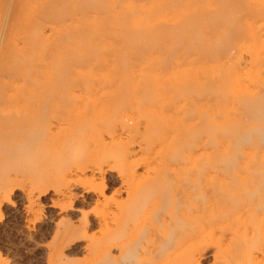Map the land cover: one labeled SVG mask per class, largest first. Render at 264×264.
Masks as SVG:
<instances>
[{
	"label": "rangeland",
	"instance_id": "1",
	"mask_svg": "<svg viewBox=\"0 0 264 264\" xmlns=\"http://www.w3.org/2000/svg\"><path fill=\"white\" fill-rule=\"evenodd\" d=\"M95 1L97 4L90 0H0V106L6 109V116L20 114L13 106L26 110L35 100L56 99L48 103L57 106L52 113L39 117L35 128H29L32 134L23 129L18 139L17 131L12 136L7 126L4 133L9 135L0 139L4 143L0 144V264L145 263L151 255L140 253L142 262L137 255L130 256V247L149 244L155 237L149 228L152 223L159 224L156 211L167 217V212L181 208V203L176 204L179 198L173 194L174 204L172 200L166 204L169 198L159 199L165 194L158 192H148L159 200L157 203L147 200V192L144 198L140 193L142 197L135 199V190L133 197L125 181L132 180L127 171L130 166L144 178L155 168L175 161L177 154L191 158L194 154L196 159L188 164L189 157L185 163L197 173L209 172L221 178L215 171L258 168L259 174L264 172V0ZM82 16L86 18L69 23L71 18ZM69 107L75 112L71 113L73 118L82 115L76 112L80 108L89 112L84 119L78 115L76 123L87 124V133H82L88 135L85 139L82 135L83 142L88 137L91 142L84 143L82 150L78 148L82 141L74 143L78 154L73 151L66 155L73 148H67L69 144L63 140L69 142L68 137L74 138L83 126L79 129L75 121L72 124V116L69 121ZM91 107L95 108L93 113ZM108 125L114 128L111 135L117 134L112 140ZM44 133L48 139H56L48 140ZM98 133L105 141L99 143L107 146L103 151L107 160L99 154L97 142L103 139ZM30 136L33 139L29 141ZM13 137L17 139L14 144ZM73 154H80V159ZM87 158L95 171L99 165L107 170L101 175L89 170L70 171L72 165ZM181 163L180 168L184 167ZM107 164L115 166L109 171ZM215 182L218 185H213L212 194L201 187L196 196L193 192L185 199L189 201H182L186 213L196 205L199 232L186 256L192 257V264H241L242 250L250 242L234 240L235 251L231 245L220 244L219 238L229 235L223 226L229 224L230 213L243 207L256 208L248 213L251 219L250 215L243 217L246 226L264 222V196L262 199L258 194L262 203L256 194L253 202L242 194L223 198L230 189L222 183L226 188L220 190L222 184ZM103 191L105 199L99 194ZM218 197H222L223 206H213L212 200ZM135 202L147 206L141 205L140 211ZM250 202L252 205H247ZM156 206L155 211L152 207ZM126 209L129 212L125 213ZM103 219L110 231L99 229ZM251 230L249 227L247 235ZM106 238L130 244L125 246L128 253L125 248L120 253L121 248H113L111 243L107 248L110 252L100 255L101 243L97 242Z\"/></svg>",
	"mask_w": 264,
	"mask_h": 264
},
{
	"label": "bare ground",
	"instance_id": "2",
	"mask_svg": "<svg viewBox=\"0 0 264 264\" xmlns=\"http://www.w3.org/2000/svg\"><path fill=\"white\" fill-rule=\"evenodd\" d=\"M93 4H97V2L95 1V0H90ZM99 10V9H98ZM100 11V10H99ZM95 13H99L98 11H96ZM86 17L85 16H82V17H80V19L78 18V20H76V18L74 19V20H76V21H74L73 20V18H71L70 20L71 21H73V22H69L70 24H73V23H75V22H78V21H81V20H83V19H85ZM75 40V39H74ZM52 100V99H51ZM50 99H45V100H42L41 99V103H37V101L35 100V101H33V102H30L29 103V106H27V107H25V108H27L26 110H22V109H20L18 106H13L15 109H17L16 111H17V113L18 112H20V114H15V115H9V116H6V113H5V110L6 109H4V106H0V132L2 133L1 134V138L0 139H4V138H6V134H8V133H4V130H6L5 128H7V126H8V128H9V125L10 124H14V126H13V128H12V125L10 126V128L8 129L7 128V131L8 130H10V135H12V133H16V131H17V134H15V135H17V138H18V132H20L21 131V133H24V131H23V129L25 130V129H32V128H35V126L34 125H36V123H37V121H39V117H40V119H41V116H42V118H43V115H46V114H48V113H52V109H53V111L55 110L54 108H56L57 109V106L56 105H54V102H53V105L52 104H49L48 103V101L50 102L51 101ZM54 100H56V99H53L52 101H54ZM43 101H46V102H44L43 103ZM56 103V102H55ZM58 105V104H57ZM59 106V105H58ZM63 106V105H62ZM64 107V106H63ZM73 107L74 106H72L71 107V109L73 110ZM76 107V106H75ZM80 107H84L83 109L85 110V106H80ZM80 107H78V108H80ZM58 108H61V106L60 107H58ZM78 108H77V110H78ZM87 108V107H86ZM89 108V107H88ZM92 108V109H91ZM89 110L93 113V110L95 109L94 107H91ZM65 109H67V108H65ZM64 109V110H65ZM69 109H70V107H69ZM71 109H70V112H68V114H69V121H70V117H71V119L73 118V116H75L74 114H75V112H71ZM83 109H79V111H76L77 113L78 112H81V114L82 115H80V113H76L77 114V117H78V115H80L81 117L80 118H82V119H84V114H86L87 115V113H89V112H87V113H84L82 110ZM49 110H51V112H49ZM59 110V109H58ZM75 110V109H74ZM88 110V109H87ZM64 112V111H63ZM83 112V113H82ZM97 111L95 110V113H96ZM71 113H74V114H71ZM91 113V114H92ZM66 116H68L66 113H64ZM71 114V115H70ZM21 115V116H20ZM54 114H52V116H53ZM60 116H61V118H63L64 116L63 115H61V114H59ZM84 115V116H83ZM51 116V117H52ZM58 116V115H57ZM60 116H58V117H60ZM88 116V115H87ZM91 116V115H90ZM23 117V118H22ZM55 117H56V114H55ZM55 117H53V118H55ZM77 117H75V118H73V120H71L72 121V124L74 123L73 121H75V123L76 122H78V118ZM60 118V119H61ZM20 119H22L21 121H20ZM46 119V118H45ZM57 119V118H56ZM67 119V118H66ZM65 119V117H64V120H65V122L68 124L69 123V121H67ZM76 119H77V121H76ZM80 120V121H83V120ZM91 119V118H90ZM89 119V120H90ZM103 119V118H102ZM58 120V119H57ZM88 120V119H87ZM87 120H85V121H87ZM62 121H63V119H62ZM61 121V122H62ZM60 122V121H59ZM64 122V121H63ZM62 122V123H63ZM64 122V123H65ZM89 122V121H88ZM63 123V124H64ZM101 123V122H100ZM16 124V125H15ZM51 126H52V124L54 125V123H49ZM57 124H58V122H57ZM60 124V123H59ZM69 124H71V122L69 123ZM80 124V125H79ZM79 124L78 123H76L75 124V126L77 127V128H79L81 125H83L82 127H80V128H82V130L80 129L78 132H76V133H79L77 136L78 137H80V141L79 140H77L78 139V137L75 135V137H77V138H73V136L71 137H68V139L70 138V140H69V142L67 141V138H65L64 140H63V144L65 143H67V144H69V145H65L67 148H73L74 149V147H75V144H77V145H79V144H81V143H79V142H81L82 141V145H79L78 146V148H83V144L84 143H86V144H88L89 142H91L90 141V138L88 137V141H86V140H84V141H86V142H83V137H82V135L84 136V139L85 138H87V137H85V136H87L88 134H83L82 132H84V133H87L86 131H87V128H86V126H87V124L85 125L84 124V122L81 124V122H79ZM102 124H104L103 122H102ZM41 125H42V123H41ZM34 126V127H33ZM37 126V125H36ZM56 126V125H55ZM75 126L73 127V128H75ZM79 126V127H78ZM99 126L101 127H104V125H100L99 124ZM109 126V125H108ZM111 126V125H110ZM109 126V127H110ZM32 127V128H31ZM46 127V126H45ZM44 127V128H45ZM99 127V128H100ZM114 127H115V125H114ZM12 128V129H11ZM44 128H42V130H44ZM77 128H75V129H77ZM30 129H29V134H30ZM46 129H47V127H46ZM86 129V130H85ZM101 129V128H100ZM112 129L114 130V128H113V126H111V131L109 132H107L108 133V136L110 135V139L112 140L113 139V137L115 138V135H117L116 134V132L114 133L113 132V135H111V133H112ZM36 130H37V128H36ZM50 129L48 128V130H47V132L46 133H49L50 131H49ZM74 130V129H73ZM83 130H85V131H83ZM102 130H103V128L101 129V131L100 132H102ZM109 130V129H108ZM116 130V129H115ZM23 131V132H22ZM27 131L25 130V133H27ZM49 131V132H48ZM76 131V130H75ZM104 131V130H103ZM105 131H107V130H105ZM6 132V131H5ZM32 132H33V130H32ZM32 132H31V134H32ZM40 132V131H39ZM38 132V133H39ZM44 132H45V130H44ZM73 133H74V131H72ZM41 133H43V132H41ZM53 131H52V135H53ZM20 134V133H19ZM45 134V133H44ZM100 136H101V138H102V134L101 133H98ZM9 135V134H8ZM33 135H36V134H33ZM55 135V134H54ZM70 135V134H69ZM98 135V136H99ZM3 136H5V137H3ZM13 136V135H12ZM11 136V137H12ZM20 136H21V134H20ZM38 136V135H37ZM37 136H35L36 138H39V137H37ZM45 138H47L48 139V137H47V134H45V135H43ZM49 136H51V133H50V135ZM113 136V137H112ZM9 137L10 136H8V138L7 139H9ZM31 137V136H30ZM29 137V138H30ZM34 137V138H35ZM53 137V136H52ZM51 137V141H54V139H56L55 137L54 138H52ZM112 137V138H111ZM14 139L16 138V137H13ZM13 138H10L11 140L13 139ZM42 138V137H41ZM73 138V139H72ZM2 139V140H3ZM18 139H20V138H18ZM25 139H26V137H25ZM33 138L31 137V139H27V140H32ZM44 138H42L41 140H43ZM48 139V140H49ZM53 139V140H52ZM103 140L101 141L100 139V141L98 140V144H100L99 142H105L104 141V138H102ZM10 140V141H11ZM21 140H22V138H21ZM66 140V141H65ZM74 140V141H73ZM6 141V140H5ZM10 141H8L9 143H11ZM17 142V139H15V140H13V143L12 144H14V142ZM24 141V140H23ZM22 141V142H23ZM33 141H35V140H33ZM47 141V140H46ZM70 141H73V142H70ZM75 141H77V142H75ZM115 141V140H114ZM113 141V142H114ZM28 142V141H27ZM43 142V141H42ZM49 142V141H48ZM1 143H3V141L1 142ZM0 143V144H1ZM21 143V142H20ZM24 143H26V142H24ZM35 143V142H34ZM71 143H73V144H71ZM75 143V144H74ZM79 143V144H78ZM97 143H95V146L97 145ZM103 143H101V144H103ZM107 144H108V142H106ZM109 143H111V141L109 142ZM4 144V143H3ZM6 144V143H5ZM11 144V145H12ZM32 144V143H31ZM71 144V145H70ZM86 144H84V146L86 145ZM100 144V148L102 149V151L100 150V148H98L99 147V145L98 146H96L97 148H98V150H99V152H101V153H99L100 155H101V157H102V155H103V159L105 158V156H106V160H107V155L103 152L104 150H105V148L107 147H105V148H103V145H101ZM17 145V144H16ZM20 145H23L22 143L20 144ZM73 145V147H71ZM77 145H76V149H77V151H78V148H77ZM1 146V145H0ZM8 145H6V147H7ZM25 146V145H24ZM23 146V147H24ZM26 146H28V148L31 150V146L29 147V142H28V145H26ZM25 146V147H26ZM32 146H33V144H32ZM63 146V145H62ZM65 146H63L62 148H64ZM81 146V147H80ZM88 146H90V145H87V147ZM105 146V145H104ZM2 147V146H1ZM5 147V146H4ZM4 147H3V149H4ZM19 147V146H18ZM22 147V146H21ZM22 147V148H23ZM65 147V148H66ZM8 149H10L9 148V146L7 147ZM35 148V147H34ZM64 148V150H65V152L67 153V151H68V149H65ZM94 148V147H93ZM1 149V148H0ZM21 149V148H20ZM25 149H27V147L25 148ZM73 149H71V150H69V152L66 154V155H71V153L73 152V153H77V152H75V149L73 150ZM86 149V148H85ZM85 149H84V152H85ZM96 149V148H95ZM6 150V149H5ZM19 149H17V151H18ZM33 150V149H32ZM64 150H62L63 152H64ZM67 150V151H66ZM82 150V149H81ZM97 150V149H96ZM0 151H2V149L0 150ZM10 151V150H9ZM14 151V150H13ZM16 151V150H15ZM93 151V150H92ZM20 152V151H19ZM62 152V153H63ZM64 152V153H65ZM79 152V151H78ZM97 152V151H96ZM96 152H94V155H95V153ZM80 153V152H79ZM83 153V152H82ZM98 153V152H97ZM0 154H2V152L0 153ZM15 155H16V153H14ZM18 154V153H17ZM78 154V153H77ZM77 154H73L72 156H74V155H76V157L78 156L79 157V155L81 154H79V155H77ZM84 154V153H83ZM82 154V155H83ZM3 155V154H2ZM6 156L8 155V154H5ZM65 155V156H66ZM97 155V154H96ZM191 155V154H190ZM1 156V155H0ZM12 156V155H11ZM17 156V155H16ZM81 156V155H80ZM2 157V156H1ZM0 157V166L1 165H3V164H1L2 163V160H3V158H1ZM15 157V156H14ZM97 157V156H96ZM101 157H98V159H101ZM189 157L191 158V156H189V154H180L179 155V157H178V154H177V156L175 157L176 159H175V161H174V159L173 160H171V163H169V164H167L166 166H161V167H159V168H155L154 169V171H153V173H152V175L151 176H146V177H144V178H142V174L140 173H138L137 174V170L135 169V168H131V166L130 167H128L129 166V164L127 165V171H129V174H132V175H130L131 176V179L133 180H125L126 182L128 181V185H130V187L127 185V188L129 187V189L127 190V191H132V193L134 192V190H135V199H138L139 200V197H138V195H140V198L142 197L141 196V194L143 195V198H144V194L146 193V194H148V192H154V194L155 195H157L155 192H158V195H162L163 196V194H165V196H163V197H159L158 196V198L160 199V198H162L161 200H163V199H166L167 200V197L169 198V200H167V202H166V204L170 201V200H172V204H174L173 203V201L176 199V198H179V199H176V204H180L181 203V208H176L175 209V211H170V212H167L168 214V216L166 217V215H165V217H162V215H160L159 214V212H160V210L159 211H156L155 210V208H158L157 206L156 207H152V208H154V210L156 211L155 212V217L158 215V217H156L155 218V220H157L158 222H159V224H158V226H156L155 225V223L153 224L152 223V225H150V226H152V227H150L149 229H151V230H153L154 231V233L152 232L151 234H152V236L154 237V238H151V241L149 242V244H147V243H145V245H141V244H132L133 246H131L130 244H128V245H130L131 247V249H130V252H129V254H130V256H136L137 255V257H138V255H141L140 253H144V254H149V255H151V258L150 259H148L145 263L143 262V260H141V258L139 259V257L137 258V259H139V260H141L143 263L142 264H192V262H193V259H192V257H190V256H186V252L188 251V249L190 248V246H192L195 242H196V237L197 236H199V232L197 233V231H196V205L194 204L193 206H195V207H192L191 209L189 208V211H188V213H186V210L185 209H183L184 208V206L185 205H183V204H185L187 201H189V199H190V196H191V193H193V192H195V193H193V194H195V196H196V191H198V188H204V189H206L207 191H208V193L209 194H212L213 192H214V190H213V185H214V187L215 186H217V185H215V184H213L215 181L217 182V183H220V184H222V183H224L225 185H227L228 186V189H230V191H227L226 190V193L228 192V194L226 195H224L223 196V198L225 197V196H228L229 197V195H230V197L231 196H233L234 198L235 197H237L238 195V197H240V195L242 194V195H244L245 197H248L249 198V200H251L252 199V197H253V195L254 194H256L257 195V201L258 202H261L262 203V201H261V199H260V201H259V199H258V197L259 196H264V172H262V173H260L259 174V171H257L258 170V168H256L257 170H255V171H250V169H249V171H247V172H245V171H243L242 169H238V170H222V169H220V171H215V172H217V174H219V175H221V178L219 177V176H212V175H210L211 173H209V172H198L197 173V171H196V168L194 169V168H189V167H187V165L189 164V163H191L193 160V158H195L194 157V154H192V158H191V161L190 162H188V164H186L187 163V161L189 160ZM70 158V157H69ZM72 158V157H71ZM5 159V158H4ZM66 159V158H65ZM73 159H75V158H73ZM79 159H80V157H79ZM109 159V158H108ZM110 159H111V157H110ZM196 159V158H195ZM64 160V159H63ZM76 160H77V158H76ZM114 160L115 159H113V162H114ZM71 161V163L73 162V160L71 159L70 160ZM82 161V162H81ZM81 161H78L77 163L78 164H76L75 163V165L73 166V168H72V166H71V169L72 170H70V171H84L83 173H85V171L87 170H89V171H91V174H95V172H97L98 173V175L100 174H103L106 170H104V168H103V165H97L98 167H97V169H96V171L94 170L95 168H94V166H93V168H91V166L88 164V158L86 159V161L84 160L83 161V159L81 160ZM103 161V160H102ZM105 161V160H104ZM172 161L173 162H175V163H177V164H175V163H172ZM195 161V160H194ZM84 162V163H83ZM100 163H101V161H99ZM108 162V161H107ZM110 162V161H109ZM117 162V161H116ZM182 162V163H181ZM186 162V163H185ZM71 163H70V165H71ZM80 163V164H79ZM87 163V164H86ZM104 163V162H103ZM180 163L181 164H184V165H182V166H184V167H182V168H180L181 166H178V165H180ZM86 164V165H85ZM111 164V163H110ZM114 164V163H113ZM176 165V168L177 169H179V171L177 170V169H175L173 166L174 165ZM185 164H186V166H185ZM108 165V164H107ZM170 165V166H169ZM173 165V166H172ZM5 166V165H4ZM115 166V165H114ZM114 166H110V165H108V170L109 171H111L112 169H113V167ZM69 167V166H68ZM173 167V168H172ZM186 167V168H185ZM162 168V169H161ZM189 168V169H188ZM261 168V167H260ZM131 171H133V172H131ZM133 169V170H132ZM135 169V170H134ZM187 169L188 170H190V171H187ZM191 169H193V171H191ZM262 169V168H261ZM195 170V171H194ZM127 171H126V169H125V179L128 177L129 178V174H127ZM264 171V170H263ZM257 172H258V174H259V176H257ZM261 172V171H260ZM72 173V172H71ZM70 173V174H71ZM82 173V172H81ZM73 174V173H72ZM93 174V175H94ZM263 176H262V175ZM138 176V177H137ZM70 177H72L71 175H70ZM219 177V178H218ZM127 178V179H128ZM253 178V179H252ZM217 179H218V181H217ZM253 180V181H252ZM210 181V182H209ZM130 182H132V183H134V184H130ZM215 182V183H216ZM203 183V184H202ZM209 183H212V184H209ZM209 184V185H208ZM224 184H222V185H220L221 187H219L220 188V190H221V188H223V187H225V185ZM132 185H134L133 187H132ZM223 186V187H222ZM3 187V186H2ZM104 187V186H103ZM226 188V187H225ZM3 189V188H2ZM131 189V190H130ZM242 189H244V193H241V190ZM143 192H141V191ZM223 191H224V189H222ZM139 192V193H138ZM199 192V191H198ZM128 193V192H127ZM126 193V194H127ZM131 192L129 193V195L130 194H132ZM134 193H133V197H134ZM138 193V194H137ZM141 193V194H140ZM219 193H221L220 191H219ZM223 193H225V191L223 192ZM222 193V194H223ZM99 194H101L102 195V197L104 198V191L103 192H101V193H99ZM170 194H172V197H171V195ZM173 194H175V196H176V198H175V196L173 197ZM192 194V195H193ZM222 194H221V196H222ZM258 194H259V196H258ZM151 195V194H150ZM149 194H148V196H147V200L149 201L150 199L152 200L153 199V193H152V197L150 196ZM190 195V196H189ZM248 195V196H247ZM256 195H254L255 197H256ZM179 196V197H178ZM262 196H261V198H262ZM136 197H138V198H136ZM157 197V196H156ZM189 197V199L188 200H185L186 198H188ZM237 197V198H238ZM243 197V196H242ZM106 198V197H105ZM104 198V199H105ZM131 198H132V195H131ZM146 198V197H145ZM149 198V199H148ZM171 198V199H170ZM172 198H174V199H172ZM227 198V197H226ZM260 198V197H259ZM103 199V200H104ZM155 199V198H154ZM152 200L151 202H153V201H155V203H157L159 200H157V199H155V200ZM196 198H194V200H195ZM228 199H230V198H228ZM228 199H225V203H227V201L226 200H228ZM243 199H244V197H243ZM245 199H247V198H245ZM263 199V198H262ZM108 200V199H107ZM137 200V201H138ZM142 199H140V201H141ZM165 200V201H166ZM177 200H179V201H177ZM183 200H185V202L183 203L182 201ZM252 200H255V199H252ZM251 200V201H252ZM115 201V200H114ZM143 201V200H142ZM245 201V200H244ZM109 202V201H108ZM112 202V201H111ZM253 202V201H252ZM252 202H250L249 204L247 203V205H250ZM258 202H256V205H257V203ZM143 203V202H142ZM141 203V205L145 208L146 206H147V204H149L148 202H145L144 201V203H147L146 204V206H144L143 204ZM160 203V202H159ZM163 203V202H162ZM183 203V204H182ZM216 203L218 204V205H220L221 203H222V206H223V199H222V197H218L217 198V200H212V204H213V206H216ZM260 203V204H261ZM164 204V203H163ZM165 204V205H166ZM259 204V203H258ZM135 205H138L139 206V204H136V202H135ZM141 205L139 206V207H135V208H139L138 210H140L141 211V209H140V207H141ZM252 205V204H251ZM263 206H262V208L264 207V204H262ZM153 206V205H152ZM164 205H162L161 207H163ZM183 206V207H182ZM203 206H205L204 204H203ZM208 205H206V207H207ZM211 206V205H210ZM150 208H151V206H149ZM174 207V206H173ZM173 207H172V209H173ZM176 207H179L178 205H176ZM200 207H201V205H200ZM218 207V206H217ZM250 207V206H249ZM252 207V206H251ZM257 207V206H256ZM258 207H260L259 205H258ZM132 208H134V206L132 207ZM143 208V209H144ZM148 208V207H147ZM197 208H198V206H197ZM203 208V207H202ZM207 208H209V207H207ZM211 208V207H210ZM212 208H214L215 209V207H212ZM255 208V207H254ZM253 207L252 208H250V209H254ZM129 209V208H128ZM128 209H126L125 210V213L126 212H129L128 211ZM180 209V210H179ZM250 209L248 208H240V209H237V210H235V212L232 214V213H230L231 214V219H230V221H229V219L227 220V222L229 221V224L227 223V225H224L223 227H225L224 229L225 230H229V232H225V231H223L224 232V234L226 233V235L227 234H229L228 236H226L225 238L223 237V235L219 238L220 240H221V242H220V244H222V245H224L225 246V244L224 243H226V244H228V245H226L227 247H229V245H231V248L233 247V246H235L233 243H234V240H239L240 241V239H242L243 238V240H247V243H248V241L250 242V244L248 243V245L246 246V248H244V250H242L243 251V258H242V261L240 262L241 264H263L264 263V228L262 227L263 225V220H261L262 222V226L260 225V224H257V226L255 225L256 223H253L252 225H247L246 226V224H248L247 222H246V219H244L243 217H245V216H248V215H250V214H248L249 213V211H250ZM256 209V208H255ZM133 210H135V209H133ZM138 210H135V212H137ZM185 210V211H184ZM205 210V209H204ZM140 211H138L137 212V214H139V212ZM144 211V210H143ZM143 211H142V213H143ZM146 211V210H145ZM144 211V212H145ZM201 211V210H200ZM199 211V212H200ZM254 211V210H253ZM133 212V211H132ZM158 212V213H157ZM141 213V212H140ZM129 213H127V215H128ZM131 214H133V213H131ZM157 214V215H156ZM164 214H165V212H164ZM229 214V215H230ZM228 215V216H229ZM125 217H127V216H125ZM160 217V218H159ZM230 217V216H229ZM250 219H251V215H250ZM103 220H105V219H103ZM154 220V221H155ZM253 220V219H252ZM153 221V222H154ZM101 223V222H100ZM99 223V227H101V228H99V229H104V231L106 230V231H110V227H109V229L107 230V229H105V226H107L108 224L106 223V220L103 222V226H104V228H103V226H101V224ZM216 223V222H215ZM107 224V225H106ZM156 224H157V222H156ZM217 224V223H216ZM228 226H230V227H228ZM228 227V229H226ZM249 227H250V229L252 228V230H251V234L250 235H247V233L249 232ZM142 228V227H141ZM146 228V227H145ZM244 229V231L243 232H241L240 231V229ZM143 229V228H142ZM147 230H149L148 228H146ZM223 229V230H224ZM64 230H66V229H64ZM63 230V231H64ZM145 230V229H144ZM164 231V232H162V233H164V234H161V232L160 231ZM101 231V230H100ZM144 232V231H143ZM147 232H149V231H147ZM142 234V233H141ZM150 234V235H151ZM64 235V234H63ZM112 235H114L113 233H112ZM148 235V234H147ZM130 236V235H129ZM225 236V235H224ZM110 237V236H109ZM112 237V236H111ZM114 237H115V235H114ZM131 237V236H130ZM116 238V237H115ZM115 238L113 239V241H112V239H111V241L109 240V238L107 239H105V240H100V242H97L98 244L99 243H101V245H100V250H102V252L101 251H99L100 252V255H102L101 253H103V254H108V250H109V252H110V249H107L108 248V245H111V243L112 244H115L114 246H113V248L116 246H119V248H121L120 249V253H121V250L123 249V248H125V246H128L127 244H125V242H123V241H121V240H117L118 241V243H117V241L115 240ZM96 239V238H95ZM120 239H123V238H120ZM153 239V240H152ZM150 240V239H149ZM219 240V241H220ZM225 241V242H224ZM242 241V240H241ZM96 242V241H95ZM223 242V243H222ZM237 242V241H236ZM235 242V243H236ZM243 242V241H242ZM92 244V243H91ZM98 244H96L95 246L97 247V245ZM116 244H118V245H116ZM233 244V245H232ZM238 245H242L241 243L239 244V243H237ZM90 245V244H89ZM93 245V244H92ZM112 246V245H111ZM243 246H244V244H243ZM235 247H237V245L235 246ZM235 247H233L232 248V250L233 251H235L234 250V248ZM111 248V247H110ZM230 248V247H229ZM240 248V247H239ZM92 250V249H91ZM94 251H96V249H93ZM97 250H99V249H97ZM125 251H127L126 250V248L124 249ZM129 250V249H128ZM97 252V251H96ZM98 252V253H99ZM124 252V251H123ZM125 253V252H124ZM127 253H128V251H127ZM96 254V253H95ZM111 254V253H110ZM126 254V253H125ZM105 255H103L102 257H106ZM127 255V254H126ZM108 256V258H109V256L110 255H107ZM129 256V255H128ZM128 256H126L127 258H128ZM97 257V256H96ZM101 257V256H100ZM125 257V258H126ZM98 258V257H97ZM121 258H122V255H121ZM124 258V259H125ZM126 258V259H127ZM132 257H129L128 259H131ZM135 257H133L132 259H134ZM103 259H106V260H108L107 258H103ZM100 260H101V258H100ZM139 260H138V262H139ZM124 261V260H123ZM132 261V260H131ZM128 262H129V260H128ZM105 263H107V262H105ZM123 263V262H122ZM133 264H141L140 262L139 263H134L133 262Z\"/></svg>",
	"mask_w": 264,
	"mask_h": 264
}]
</instances>
